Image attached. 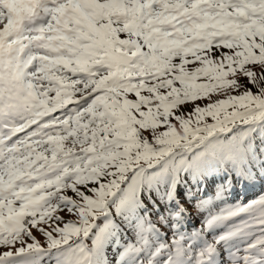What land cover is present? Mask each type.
Returning <instances> with one entry per match:
<instances>
[{
    "label": "snow or ice",
    "instance_id": "6c2138e0",
    "mask_svg": "<svg viewBox=\"0 0 264 264\" xmlns=\"http://www.w3.org/2000/svg\"><path fill=\"white\" fill-rule=\"evenodd\" d=\"M0 264H264V0H0Z\"/></svg>",
    "mask_w": 264,
    "mask_h": 264
},
{
    "label": "rangeland",
    "instance_id": "374dc122",
    "mask_svg": "<svg viewBox=\"0 0 264 264\" xmlns=\"http://www.w3.org/2000/svg\"><path fill=\"white\" fill-rule=\"evenodd\" d=\"M211 186H212V189H211ZM237 188H239V189H238V191H235L234 195L230 198V202L234 201V200H237V199H243L245 202H247L248 200L253 199L254 197H256L259 194L260 190H261V189H259L255 193H251L249 191V189L244 190V189H241L239 186H237ZM212 190H213V184L210 183L209 184V188H208L209 193H211ZM185 206L188 208L189 212L192 213V224H194L195 227L199 228L201 226L200 225V220H201L202 217H200V216H198L196 214V211H195V209L193 208L192 205L187 204L185 202Z\"/></svg>",
    "mask_w": 264,
    "mask_h": 264
},
{
    "label": "trees",
    "instance_id": "16d2710c",
    "mask_svg": "<svg viewBox=\"0 0 264 264\" xmlns=\"http://www.w3.org/2000/svg\"><path fill=\"white\" fill-rule=\"evenodd\" d=\"M215 182H212L214 184ZM262 185L258 184L255 188H249L251 193H255L257 190L261 189ZM212 189V186H211Z\"/></svg>",
    "mask_w": 264,
    "mask_h": 264
}]
</instances>
